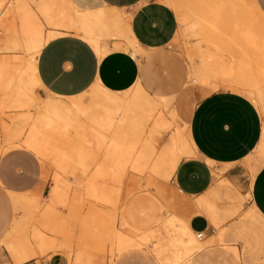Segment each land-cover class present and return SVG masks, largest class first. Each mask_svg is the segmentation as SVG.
<instances>
[{"label":"bare ground","instance_id":"bare-ground-1","mask_svg":"<svg viewBox=\"0 0 264 264\" xmlns=\"http://www.w3.org/2000/svg\"><path fill=\"white\" fill-rule=\"evenodd\" d=\"M163 1L180 15V19L189 18L188 26L192 29L204 32L224 29L231 33L223 40L226 48L231 44V64L225 58L207 54L202 68L193 69L190 75L193 80L207 84L209 90L240 89L255 103L263 117V138L257 150L264 160V14L259 11V16L254 17L241 11L239 5L249 0H205L209 4L197 9L187 4L191 0ZM190 12L193 13L190 15ZM41 18L50 28H43ZM68 32L89 42L99 57L111 49L129 51L137 57L141 69L143 58L148 61L156 56L163 59L167 56L162 48L139 45L131 35L126 16L115 7H90L85 0H0V50L19 53L0 59V111H17L16 121L28 126L24 144L36 151L47 147L48 131L71 130L80 136L91 133V156L100 154L102 160L94 162L86 189L102 204H115L116 192L108 179L118 180L127 165L137 174L167 181L174 175L181 158L196 153L189 135V122L180 128L176 112L169 108V99L150 96L139 78L122 91H111L95 82L76 95H58L46 89V97L35 95L33 85L44 88L37 70L41 49L51 39ZM180 33L178 30L174 40ZM111 38L124 41L114 42L111 47L102 43ZM171 129L169 138L161 145L163 133ZM2 130L7 141V126ZM65 158L60 155L54 160L61 171L68 168ZM219 172L214 171L216 181L209 196L183 199L176 205L162 202V191L157 188L156 194L149 195L140 208L138 223L135 216L127 212L120 222L122 228L146 232L135 244L113 222L105 221L101 213L92 210L89 220L97 226V236L111 245L108 264H115L118 257L132 247L144 252L141 244L152 238H156L151 251L157 264H194L192 253L202 251L208 239L190 228V217L205 211L216 223L220 213L214 198L231 194V184L225 179L218 181ZM7 181L10 182L0 176V187L6 189L5 197L12 210L0 228V250L5 251L14 264H19L52 249L54 240L37 227L28 232L31 210L37 208L38 202L33 195L7 189L4 184ZM54 182L50 192L52 200L59 192L57 175ZM174 191L186 196L176 186ZM235 195L239 201L242 199L239 193ZM177 208H181V215L175 213ZM50 210L48 207L40 223L52 233H61ZM247 217L252 221L251 234L264 237V219L253 206L248 208ZM153 225L157 228L152 229ZM99 262L82 246L69 259V264Z\"/></svg>","mask_w":264,"mask_h":264},{"label":"rangeland","instance_id":"rangeland-1","mask_svg":"<svg viewBox=\"0 0 264 264\" xmlns=\"http://www.w3.org/2000/svg\"><path fill=\"white\" fill-rule=\"evenodd\" d=\"M187 4L197 9V7L200 8V6L209 3L205 0H191ZM239 6L240 10L248 15L259 16V10L256 8L254 0H249ZM175 13L179 24L178 30H181L180 35L162 48V53L167 54L165 59L162 56H156L148 61L142 59L143 68L141 69L139 66L138 78L141 86L150 96L155 99L160 96L169 99V108L176 112V123L182 128L184 125H188L191 113L199 99L211 91L203 81L193 80V75H190L192 70L202 68L207 54L225 58L229 52L220 41V33L223 29L206 32L198 28L192 29L188 26L189 18L182 20L176 11ZM41 20L44 29L50 28L43 18ZM18 54L0 50V59ZM32 87L35 95L40 97L48 95L41 87L36 85ZM16 113L17 111L13 109L0 111V176L10 181L4 183L7 189L25 195H33L38 202L37 208L31 210L28 232L30 233L32 228L37 227L48 238L54 240L52 249L44 253H37L36 257L22 264H69V259L79 246L85 247L93 253L95 260L100 261L98 264H101L102 261L103 264H108L111 245L108 242H102L97 236L98 228L89 220L92 210L101 213L105 221L113 222L114 226L135 244L146 232L144 229L122 228L120 222L127 212L132 213L135 216V222L138 223L141 216L140 208L146 203V198L149 195L156 194L157 188L162 191L160 199L162 202L168 201V203L173 202L177 205L183 199L192 198L174 191L173 176L166 181L153 175H140L127 165L120 173L118 180L108 179L116 192L115 204H102L94 200L86 189V182L94 162L99 163L102 160L100 154L95 157L91 156L90 152H92L93 146L91 133L87 132L80 136L71 130L48 131L45 139L47 147L36 151L24 144L28 126L16 121L14 118ZM4 125L9 131L7 141L2 130ZM172 131L173 129L163 133L161 145L167 141ZM60 155L66 157L68 164L66 171H61L54 162ZM187 157H183L181 160ZM55 175L59 178V192L52 200L50 192L55 186ZM235 193L237 192L231 188V194L214 198L218 212L223 215L215 224L219 233L217 244L220 246L226 245L222 237L224 230L219 229L218 224H222L227 219L236 218L240 221L241 231L236 234L237 236L246 235L248 232L252 233L250 228L252 221L247 217L248 196L241 195L242 199L239 201ZM33 206L35 207L34 204ZM221 206L231 208H228V211H220ZM48 207L54 214L55 222L62 229L61 233H52L41 225L40 222L45 217ZM181 212V208H177L175 211L177 215H181ZM155 228L157 227L153 225L152 229ZM155 241L156 238H152V241L141 244V249L146 253L132 247L125 255L118 257L115 264H157L154 252L151 251L152 242ZM213 243L214 240L207 242L203 250H208ZM252 251L257 254L263 253L264 240L253 246ZM0 253L5 260L8 258L13 263L5 251L0 250ZM196 254L198 253H192V257L195 258Z\"/></svg>","mask_w":264,"mask_h":264},{"label":"crops","instance_id":"crops-1","mask_svg":"<svg viewBox=\"0 0 264 264\" xmlns=\"http://www.w3.org/2000/svg\"><path fill=\"white\" fill-rule=\"evenodd\" d=\"M90 7H115L127 20L131 35L144 48H163L175 38L179 24L173 8L163 0H85ZM264 14V0H254ZM64 31L63 29H60ZM227 32V33H226ZM221 44L227 30L221 31ZM123 39L105 40L111 47ZM231 64V44L227 45ZM37 70L44 88L58 95H76L95 82L111 91L131 87L139 76V61L129 51L111 49L99 57L92 46L72 32L64 33L44 45L37 57ZM189 135L195 155L182 159L172 178L187 197L209 196L219 172L220 180H227L233 190L244 196L249 193L248 208L253 206L264 219V160L257 153L263 138V117L255 103L240 89L217 88L202 96L189 120ZM212 162V164L209 163ZM0 187V228L11 215V204ZM228 211L231 207H220ZM223 216L220 213L219 217ZM217 223V222H216ZM205 211L192 215L190 228L203 233L208 250L199 252L194 264H264L263 253L252 247L264 240L263 235H236L241 223L236 218L218 224L223 229V242L217 244L218 230ZM0 264H13L0 253ZM22 264V263H19Z\"/></svg>","mask_w":264,"mask_h":264}]
</instances>
